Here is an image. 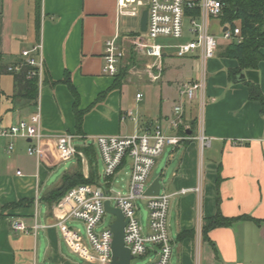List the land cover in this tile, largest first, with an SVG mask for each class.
Listing matches in <instances>:
<instances>
[{"label": "crops", "instance_id": "obj_1", "mask_svg": "<svg viewBox=\"0 0 264 264\" xmlns=\"http://www.w3.org/2000/svg\"><path fill=\"white\" fill-rule=\"evenodd\" d=\"M22 2L25 8L10 4L4 7V0L0 5V129L28 118L38 109L46 135L45 150L39 160L34 156L24 159L28 140L0 136V264H80L72 256L85 264H98L74 251L56 225L69 206L47 200L50 192L60 185L62 175L76 167L64 169L54 177L55 168L62 162L52 153L54 136L75 131L73 98L66 85L58 82L65 72L80 96L81 109L106 92L84 116L82 136L86 138L139 133L156 122L168 131L167 119L179 101V86L191 79L204 81L202 126L198 127V100L185 104L182 127L188 138L172 146L169 153L176 161L167 189L162 191L171 195L170 215L167 214L172 244L169 264H264V248L261 249L264 247V108L249 99L244 82L228 80L227 70L237 67L236 60L220 55L228 42L218 39L216 55L204 67L197 54L178 58L179 70H169L167 78L157 82L148 81L160 84L157 96L150 98L152 103L142 104L144 95L138 91L133 105L125 100L122 85L112 88L113 78L102 70L107 39L118 35L119 43L127 50L132 45L136 49L139 44L135 39L140 25L137 33L127 30L123 20L127 16L118 15L117 0H40L38 32L34 23L35 0ZM219 22L216 20V24ZM213 33L219 37L220 29L218 34ZM37 43L42 46L47 81L39 87L37 103L32 105L16 96L14 75L5 69L20 60L23 49ZM260 52L264 57V46ZM167 68H164L166 72ZM256 71L257 84L264 96V59L259 61ZM50 81L57 83L51 85ZM138 93L140 99L136 98ZM201 133L209 140L204 161ZM85 140L78 141V146H88ZM10 143L13 148L8 151ZM78 151L82 172L87 177L88 159L83 151ZM96 157L98 165L97 152ZM72 159L76 160V156ZM195 187H199L198 192L178 193L183 188ZM218 195L224 216L247 215L261 223L245 220L228 227H215L208 232L212 247L202 239L201 225L204 218L215 214ZM19 201L30 204L12 206ZM14 218L22 219L28 226L37 222L41 227L27 234L15 232L11 229ZM70 222L66 221L65 226L78 230L83 243L81 230L72 228ZM183 233L188 235L181 237ZM252 245H256L258 253H252ZM145 257L147 261L149 257Z\"/></svg>", "mask_w": 264, "mask_h": 264}, {"label": "built area", "instance_id": "obj_2", "mask_svg": "<svg viewBox=\"0 0 264 264\" xmlns=\"http://www.w3.org/2000/svg\"><path fill=\"white\" fill-rule=\"evenodd\" d=\"M198 9L197 15L191 11ZM118 15L127 17L141 16L147 11L146 30L139 31L137 50H143L152 61L147 64L151 81L161 76L162 62L167 57L184 58L197 54L202 65L216 55L219 42L217 35L210 31L211 19L219 20L223 4L219 0H117ZM187 17V24L184 23ZM220 38L226 42L239 43L242 40L239 27L218 23ZM186 34V36H185ZM179 40L178 43L160 44L158 39ZM135 42V41H134ZM136 43V42H135ZM134 43V44H135ZM41 44L37 43L20 52V60L7 65L10 74L21 72L24 65L30 66L28 78H36L38 88L44 81V59ZM126 49L119 43L118 35L105 41L103 54V73L114 77L123 60ZM179 101L173 106L171 116L167 119L168 131L158 122L145 128L142 132L129 135L102 134L92 137L100 161L103 164L104 183L77 185L64 195L61 205L69 208L56 225L65 237L69 246L86 259L96 260L98 264H109L111 259L112 232L111 223L98 228L103 215L108 213L104 207L105 201L118 208L126 224L124 227V244L133 257L149 259L145 264H169L172 254V244L168 233L167 214L170 194L160 191L157 195H146L149 187V175L155 164V159L163 153L166 146H178L187 136L179 135L177 130L184 126V106L193 100H198L204 106V81L187 80L178 88ZM140 99L141 94H136ZM0 136L6 138H21L28 140L26 153L40 159L44 152L46 135L41 127V114L36 109L28 118L20 119L7 128L0 129ZM86 137L75 132H63L54 136L53 155L61 161L74 158L78 153V141ZM199 140L204 148L209 140L200 134ZM13 144L7 146L10 151ZM128 168L129 181L125 192L114 191L111 186L114 175L122 168ZM18 175L21 171L17 172ZM199 191V187L183 188L178 193ZM140 201L147 212L146 223L138 217ZM80 221L84 229V242L78 230L65 226L66 221ZM41 227L37 222L28 226L22 219L11 220V229L15 232L29 233Z\"/></svg>", "mask_w": 264, "mask_h": 264}, {"label": "trees", "instance_id": "obj_3", "mask_svg": "<svg viewBox=\"0 0 264 264\" xmlns=\"http://www.w3.org/2000/svg\"><path fill=\"white\" fill-rule=\"evenodd\" d=\"M223 4L222 15L219 20L222 24H229L231 27H239L240 36L242 37L241 42H228L224 45L221 56L236 60L237 67L230 68L227 70V78L231 82L237 81V77L240 72L244 70H257L258 63L264 59L260 52V48L264 46V0H219ZM198 9L191 11L192 15H197ZM35 29L39 31L40 27V0H35ZM238 21V25L234 22ZM6 70V69H5ZM31 70L30 66L24 65L21 72L14 73V81L17 87L16 96L22 97L29 101L32 105H36L38 98V84L36 78H28V72ZM121 69L118 70L117 74L113 77L112 88H120L124 80ZM47 78L44 74V83ZM61 82L66 85L70 92L73 102L72 111L74 115V132L76 134H83L82 125L84 116L92 108V106L100 101L106 92L100 93L97 98L84 109L80 108V96L74 87L70 75L68 72L64 73ZM247 87L249 92V99L257 101L261 104L262 109L264 108V96L257 83H253L249 80H242ZM54 85L55 81L49 82ZM177 133L182 136H187V131L180 126ZM77 149L83 151L84 155L88 159L90 170L87 177L82 172V163L79 155H76V167L72 172L64 173L61 177V183L58 187L50 192L47 196V200L50 202L59 201L71 188L81 185L90 184L95 185L98 183L99 173L97 165L96 151L94 147L89 144L88 146H77ZM220 181V177H217V185ZM220 197L217 196V209L213 216L204 218L201 225V236L204 241L210 243L213 247V243L208 237V232L215 227H228L238 221H253L256 224H260L261 220L247 216L239 215L234 217L224 216L219 209ZM26 204L29 205L30 201H19L13 203V207ZM188 233H183L180 236L185 237Z\"/></svg>", "mask_w": 264, "mask_h": 264}, {"label": "rangeland", "instance_id": "obj_4", "mask_svg": "<svg viewBox=\"0 0 264 264\" xmlns=\"http://www.w3.org/2000/svg\"><path fill=\"white\" fill-rule=\"evenodd\" d=\"M5 1V6L4 7H9V4L12 5L13 7L19 8V7H26V4L22 2V0H16L14 3H6L7 0ZM2 4V0H0V5ZM124 22L127 23V30L129 32L137 33L139 31V25H140V17H124L123 18ZM24 23V20H23ZM35 23V22H34ZM184 23L185 25L187 24V17H184ZM211 32H216L217 34L219 33V26L216 24L215 19H211L210 21ZM235 25H238V21L234 22ZM220 35V34H219ZM186 36V34H185ZM217 38L219 39L220 36ZM221 39V38H220ZM158 43L160 44H166V43H178L179 40H173V39H163L160 38L157 40ZM131 47V46H130ZM152 60L147 58L146 55L144 54L143 50H136L134 49V45H132L131 48L128 50L126 49L125 56L123 60L120 62L119 69H121L123 76L125 77L123 82H122V94L125 97V100L128 103L135 102V93L138 91H141L144 95L142 99V104L144 103H152L150 102V98H155L158 94V89H159V83H150L148 82L150 80L149 75H148V69H147V64L150 63ZM178 58L177 57H172V58H164L162 62V70H161V76L158 80H155L154 82L159 81L160 79H164L165 77L167 78L168 74L170 71L174 72L179 70V66L177 64ZM166 66L167 72L164 69ZM170 70V71H169ZM165 73V76H163ZM110 77V76H108ZM112 78V77H110ZM152 84V85H149ZM173 90H175V85L172 87ZM154 101V100H153ZM134 105V104H133ZM203 107L200 106L198 102V127L201 128L202 126V116H203ZM92 137L93 136H87L85 142L87 144L92 143ZM172 146H166L163 150V153L158 156L155 159V164L151 170V173L149 175V182L154 180L157 177L161 178V191H164L167 189V186L169 184V181L172 177V173L175 170L176 167V161L174 158H171L169 156L170 150ZM203 154H202V160L204 161L205 157L207 156V148H203ZM24 159H32L31 156L23 155ZM175 157V156H174ZM170 159V160H169ZM203 163V162H202ZM76 165V160H67V161H62L54 170L55 174L54 177L57 178L64 169L67 168H72ZM102 169H103V164L102 162L98 159V173H99V179L98 182L100 184L104 183V178L102 174ZM57 176V177H56ZM88 176V175H87ZM129 181V172L128 168H124L123 170L118 171L111 182V186L113 187L114 191H119V192H125L127 188V183ZM63 197L59 200L61 202ZM137 205L140 207V211L138 213V217L140 218V221L145 224L146 223V218H147V212L144 207V205L138 201ZM171 203L169 200V207ZM170 215V209L169 213ZM115 219L114 215L110 213H106L103 215L102 221L100 222L98 228L101 229L103 227L108 226L111 222H113ZM168 222V221H167ZM70 225L72 228H79L81 230V234H84V229H83V224L80 221L74 220L70 222ZM168 225V223H167ZM238 231L242 230V227H239ZM170 235V232H169ZM240 236V237H239ZM239 245L240 247L242 246V235L241 232L239 234ZM264 247H261L263 249ZM252 253H258V248L254 247V245L251 246ZM75 260H77L80 264H85L83 261H80L78 258L75 256H72ZM146 257H133L130 261V264H145L146 262Z\"/></svg>", "mask_w": 264, "mask_h": 264}, {"label": "water", "instance_id": "obj_5", "mask_svg": "<svg viewBox=\"0 0 264 264\" xmlns=\"http://www.w3.org/2000/svg\"><path fill=\"white\" fill-rule=\"evenodd\" d=\"M147 23V11L143 10L140 16V31L144 32L146 30ZM250 80L253 83H258V73L256 70H244L239 73L237 80ZM160 181L161 178H155L146 190V195H157L160 191ZM104 207L106 211L114 215L115 219L110 225L112 232L111 241V259L109 264H130L133 256L131 255L129 249L124 244V227L126 224V219L122 212L105 201Z\"/></svg>", "mask_w": 264, "mask_h": 264}]
</instances>
